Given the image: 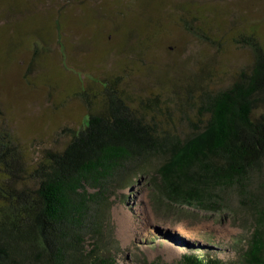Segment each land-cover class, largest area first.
<instances>
[{"label":"rangeland","instance_id":"obj_1","mask_svg":"<svg viewBox=\"0 0 264 264\" xmlns=\"http://www.w3.org/2000/svg\"><path fill=\"white\" fill-rule=\"evenodd\" d=\"M249 34L264 43V0H0V126L36 161L66 145L63 128L104 111L115 82L135 105L161 95L156 116L186 126L206 91L251 64L237 41ZM110 199L106 246L118 264H180L195 250L235 261L254 230L236 199L216 212L154 203L144 174Z\"/></svg>","mask_w":264,"mask_h":264},{"label":"trees","instance_id":"obj_2","mask_svg":"<svg viewBox=\"0 0 264 264\" xmlns=\"http://www.w3.org/2000/svg\"><path fill=\"white\" fill-rule=\"evenodd\" d=\"M237 41L251 64L206 91L186 126L171 112L156 116L161 95L135 105L116 82L105 89L104 111L63 128L66 145L42 149L36 161L0 126V264H118L106 246L110 197L142 174L156 204L216 212L236 199L253 217L237 260L195 250L180 264H264V43L255 34Z\"/></svg>","mask_w":264,"mask_h":264}]
</instances>
